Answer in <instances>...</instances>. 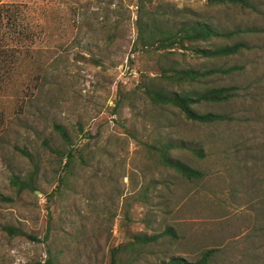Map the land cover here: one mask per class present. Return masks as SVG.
<instances>
[{"label": "rangeland", "instance_id": "rangeland-1", "mask_svg": "<svg viewBox=\"0 0 264 264\" xmlns=\"http://www.w3.org/2000/svg\"><path fill=\"white\" fill-rule=\"evenodd\" d=\"M259 9L201 0H0V197L14 199L0 198V264H47L50 257L54 264H110L112 245L126 243L122 258L131 264H160L170 255L194 260L207 248L218 249L210 264H264V0ZM139 13L162 24L191 19L262 32L246 36L252 48L239 57L196 59L136 47ZM186 63L246 67L208 80L239 85L236 98L197 106L231 120L193 122L142 92L161 65ZM57 124L74 131L89 154L69 180L77 191L63 189L50 201L44 192L58 185L59 161L43 140L62 147ZM169 138L203 149V157L171 152L202 177L189 179L159 161L152 145ZM22 150L42 169L38 189L18 194L13 175L33 169ZM129 220L133 232L157 240L130 244ZM5 224L41 241L11 237ZM169 226L175 237L162 234Z\"/></svg>", "mask_w": 264, "mask_h": 264}, {"label": "trees", "instance_id": "trees-1", "mask_svg": "<svg viewBox=\"0 0 264 264\" xmlns=\"http://www.w3.org/2000/svg\"><path fill=\"white\" fill-rule=\"evenodd\" d=\"M201 1H205L210 7L251 9L256 12H259V5L262 2V0ZM171 23V19H167V21L165 20V24H162L158 17L152 13L150 15L139 13L136 21L138 28L136 47L138 45L143 48L155 47L157 50L162 49V53L172 52L171 50L173 49L177 51L182 50L185 54H190L196 59H231L239 57L246 50L252 48L249 41L246 40L247 35H255L258 32H262V29L256 26H248L246 28L236 26L234 28L221 29L206 21L191 19L176 20L173 25ZM218 39L231 41V43L219 44ZM7 56L11 57L10 54ZM90 60L99 63L96 59L91 58ZM245 68L243 64L223 65L211 68L196 66L192 63L161 65L156 75L146 77L147 79L143 81L141 89L152 104L164 108L175 107L180 110L187 120L204 124L229 121L231 120V116L227 113L201 111L197 106L204 104H225L236 98L240 91L239 85L233 83L210 86L207 85L208 80L218 75H239L243 73ZM55 128L60 134L62 147H54L51 145L52 143L43 140L44 145L56 154L59 161V168L56 171L59 173L57 187L52 193L42 191L50 201L53 195L58 192L61 194L63 189L71 192L77 191L78 182L76 179L71 182L69 180L75 174V165L80 163L83 166V162L89 154L86 153L85 144H77L74 131L72 132L63 124H57ZM77 128L78 132L84 133V138H86L84 127L79 124ZM152 147L155 149L158 159L162 164L175 169L189 179L203 176L201 170L194 168L180 158L174 157L171 153L172 150L178 148L192 150L200 157H203L204 152L202 148H192L190 143L185 139L175 142L173 138L160 143L159 146L152 145ZM22 152L30 158L33 163V169L24 177L20 174L13 175L11 184L15 187L18 194L24 191L34 192L38 189V178L42 169L40 161L32 159L31 153L25 150H22ZM62 171L65 174H62ZM0 198L6 202L14 200L11 196H1ZM125 225L126 231L131 236L130 244L132 245H136L137 243L147 245V243L157 240L156 235L147 236L133 232L128 228V226L131 227L130 220ZM3 229L11 237L22 236L34 241H41L39 237L33 233H29L21 225L5 224ZM162 234L175 237L176 231L174 227L169 226ZM127 247V243L117 246L113 244L110 249V264H131V262H124L122 258L128 250ZM217 251V248L204 249L194 260H189L181 255H170L164 258L160 264H210L216 256ZM47 264H54L52 257L47 260Z\"/></svg>", "mask_w": 264, "mask_h": 264}]
</instances>
